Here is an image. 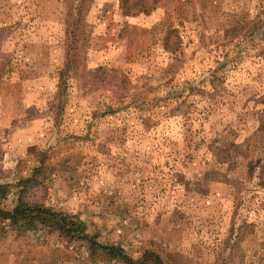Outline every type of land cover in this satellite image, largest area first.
<instances>
[{
  "label": "rangeland",
  "instance_id": "374dc122",
  "mask_svg": "<svg viewBox=\"0 0 264 264\" xmlns=\"http://www.w3.org/2000/svg\"><path fill=\"white\" fill-rule=\"evenodd\" d=\"M80 1L0 0V206L23 190L136 258L264 264V0ZM62 241L0 221V264H86Z\"/></svg>",
  "mask_w": 264,
  "mask_h": 264
},
{
  "label": "trees",
  "instance_id": "16d2710c",
  "mask_svg": "<svg viewBox=\"0 0 264 264\" xmlns=\"http://www.w3.org/2000/svg\"><path fill=\"white\" fill-rule=\"evenodd\" d=\"M81 0L80 2H84ZM156 1V0H155ZM75 6V11L83 10L82 3ZM126 2V0H125ZM127 9L130 5L126 4ZM154 6L143 5L139 11L145 13L150 12ZM82 12V11H81ZM76 15V13H75ZM67 33L72 39L75 35L73 28L76 23L73 22L72 17L67 20ZM73 40V39H72ZM73 41L69 44V50L74 49ZM219 80L218 75L210 74L209 79H204L210 83L214 80ZM203 81V82H204ZM264 125V121H263ZM260 127L264 129V126ZM36 177H31L23 182L34 181ZM8 184L0 182V193L5 194L8 189ZM22 190L19 194L16 205L12 209H6L0 206V221L8 222L12 229L28 233L33 232L38 234L43 230L48 233H57L63 237V243L52 246L57 261L64 253H67L72 244L79 245L82 249L80 260L86 264H108V263H124V264H167L164 259L154 251L147 250L140 257H133L128 253L126 248L116 243L104 242L100 239L98 232H90L88 226L77 215L68 211L57 210L51 206L44 205L37 201H31L27 195L23 194ZM60 263V262H59Z\"/></svg>",
  "mask_w": 264,
  "mask_h": 264
}]
</instances>
